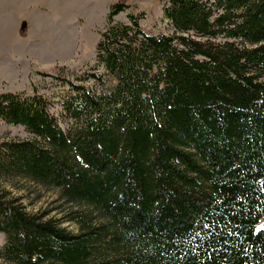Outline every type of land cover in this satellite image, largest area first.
<instances>
[{"label":"trees","instance_id":"16d2710c","mask_svg":"<svg viewBox=\"0 0 264 264\" xmlns=\"http://www.w3.org/2000/svg\"><path fill=\"white\" fill-rule=\"evenodd\" d=\"M128 9L107 14L104 77L70 84L67 131L43 96L0 94L31 135L0 139V181L78 207L74 234L0 185V264H264V0H169L174 36L115 23Z\"/></svg>","mask_w":264,"mask_h":264},{"label":"rangeland","instance_id":"374dc122","mask_svg":"<svg viewBox=\"0 0 264 264\" xmlns=\"http://www.w3.org/2000/svg\"><path fill=\"white\" fill-rule=\"evenodd\" d=\"M116 1L21 0L19 15L13 17L5 11L0 19V43L15 39L17 43L10 49L0 48V94L43 96L51 105L50 113L61 129L67 131L72 122L64 113L62 102L71 92L70 84L94 89L90 76L104 77L96 60V47L107 26L109 9ZM126 3L130 9L117 15L115 23L129 25L128 15L143 14L139 26L146 35L178 34L163 12L169 0H126ZM189 35L199 40L193 33ZM30 138L23 127L0 121V139ZM0 185L20 198L27 212L45 214V218L53 219L68 232H77L70 218L78 207L60 201L58 191L22 179L0 181ZM263 225L261 221L258 227ZM4 242L5 236L0 234V246Z\"/></svg>","mask_w":264,"mask_h":264},{"label":"crops","instance_id":"0c3cea01","mask_svg":"<svg viewBox=\"0 0 264 264\" xmlns=\"http://www.w3.org/2000/svg\"><path fill=\"white\" fill-rule=\"evenodd\" d=\"M20 6H21V0H0V19L5 11L10 13L11 16L16 17L17 15H19L20 12H22L19 9ZM16 43H17V39H15V41L11 43L9 42V40L8 42L6 41L5 43L1 42L0 48L2 49L6 46V49H10L13 48L16 45Z\"/></svg>","mask_w":264,"mask_h":264},{"label":"water","instance_id":"95a60500","mask_svg":"<svg viewBox=\"0 0 264 264\" xmlns=\"http://www.w3.org/2000/svg\"><path fill=\"white\" fill-rule=\"evenodd\" d=\"M155 1H161V0H155Z\"/></svg>","mask_w":264,"mask_h":264}]
</instances>
